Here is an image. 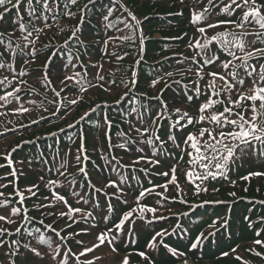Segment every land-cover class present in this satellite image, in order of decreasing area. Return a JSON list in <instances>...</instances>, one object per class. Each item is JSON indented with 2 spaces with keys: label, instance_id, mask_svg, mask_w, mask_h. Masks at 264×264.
I'll list each match as a JSON object with an SVG mask.
<instances>
[{
  "label": "rangeland",
  "instance_id": "rangeland-1",
  "mask_svg": "<svg viewBox=\"0 0 264 264\" xmlns=\"http://www.w3.org/2000/svg\"><path fill=\"white\" fill-rule=\"evenodd\" d=\"M134 1L143 3L142 0ZM164 2L162 4L165 6V11H176L177 16L166 15L164 18L155 16L161 9L157 8L144 17L137 15L131 7L128 9L125 7L126 11L123 10V13H127L128 17L131 15V19L135 17L137 26L135 30L129 27L120 35L121 38L129 37L126 40L131 42L130 45L123 44L121 38L114 36L116 31L106 30L103 33L100 32L101 37L95 34L87 38L85 44L80 45L81 54L74 55L75 64H72L69 58L63 62L62 58H66V55L59 52L65 46L55 47L54 44H60L70 29H80L84 23L91 24L86 20V10L73 12L66 18H63L62 11L57 18L48 22L53 24L52 26L46 27V23H43L39 27L43 29L39 34L48 37L41 40L48 46L42 48L44 55L39 60L32 61L40 52L29 55L33 49L29 46L28 48L19 46L17 49H23V51L15 59L10 58L8 62L0 60V63L5 65L0 68V81H3L0 83V96L14 92L16 88L20 89L18 93H14L18 100L11 96L7 101L0 100V205H3L0 206V216L10 217L14 221V223L0 221V228L7 229V232L0 235V241L4 242L0 245V264H11L10 253L16 247L13 242L21 246V253L25 251L23 248L25 244L48 253L44 259L33 258V264H58L65 254H67L68 264H73L71 258L78 264H84L86 260L95 261L94 264H122L125 259L128 264H156L144 257L119 256L112 251L107 242L93 252L80 256L78 260L76 257L85 248L98 243L96 238L102 230V221L105 222L104 228L109 229L108 232L106 231L107 238H113L119 230L130 231L137 224L144 222L156 224L157 230L155 229L153 234L165 233L163 235L165 237L170 232V223H177L176 227H179L182 223L204 221L203 218H199L201 214H213L211 205L220 206V204H205L210 206L208 211L203 212L208 209L202 208L204 204L193 208L188 207L191 206L192 201L217 198L221 191L228 193L240 186L238 182L245 176L240 178L241 176L235 175L223 180V175H228L226 173L230 167L236 165L243 167L239 156L235 159L237 161L230 163L224 169L223 174L218 173L214 166H210L211 170L218 175L210 182V186L205 185V181L195 178V175L192 177L186 175L189 171L203 168L199 164L190 163L188 153L192 149L189 144L184 146L181 144V150L174 158L166 155L161 157L148 146L149 135L146 134L156 129L162 131V126L159 123L156 126H151L149 123L148 127L140 124L137 116H132L128 111L127 105H130L132 101L135 104L138 101L143 105L147 101H156L162 109L169 107L175 112L179 109L180 113L186 112L190 117L198 118L200 104L211 95L208 84L212 77L208 73L223 74L225 70L220 67L221 62L231 59L227 51L220 48V53L215 54L218 59L212 64H205L200 56L204 53L197 55L200 50L189 47L190 44L195 45L197 41L203 43L204 40L212 38L214 36L212 33L221 28L207 29L204 34H201L190 22L193 13L204 11V5L199 6L194 3L186 5L178 1L177 5H171L170 0ZM204 2L205 5L208 4V1ZM8 7L11 8L10 5ZM26 8L27 6L22 4L20 9ZM68 12L70 11L66 14ZM184 13L187 14L185 17H183ZM176 18H183V20L173 21ZM205 19L209 23L207 15ZM157 20L163 23L158 25L166 26L163 29L160 26L155 27ZM7 25L8 29H15L18 36L23 35L17 24ZM203 25L204 22H202ZM222 28L225 29V27ZM131 32H134L142 41V45L133 43L135 39ZM11 37H15L13 41L16 39V36L11 35ZM154 42L159 43L160 47L154 49L150 55L151 48L148 44ZM17 43L19 41L15 40L12 45ZM49 58H51L50 62ZM193 60L197 62L193 63ZM46 62H49L47 70L44 69ZM197 70H200L203 79L197 75ZM21 72L24 75H21ZM45 76L47 79L44 78ZM65 76L74 78L62 84L61 81ZM216 82V85L220 87L222 82L219 80ZM81 83L85 90H81ZM140 83L146 84L151 92L137 89ZM244 85L249 84H243L242 87L237 85V87L242 89ZM197 86L200 88V95L195 93ZM175 89L182 90L183 95ZM152 92L165 94L160 93L161 96L156 99L152 97ZM232 93L234 96L231 99L236 100V91ZM222 95L212 96L214 100L224 99L225 104L215 105L214 109L208 110L209 114L213 110L223 111L227 106V96ZM188 97L192 99L189 100ZM168 99L175 104L168 103ZM72 100L77 102L72 104ZM21 105L28 111H17ZM119 106L124 112L119 110ZM180 113L176 112V117L181 120L180 125H183L180 128H183L182 132L186 137L189 133L198 137L202 127H214L207 121L188 123L187 119L180 118ZM136 129H140L141 132L144 129L148 131L141 136ZM64 130H69L70 136L61 139L58 134L65 132ZM156 134L153 133L154 141L153 138L150 141L156 143L155 136L158 137ZM105 146L107 147L103 149ZM51 151H55L54 160L51 158ZM59 153H62L61 157ZM100 153H103L105 157ZM107 159L109 165L116 166L118 173L123 174L122 183L115 175L116 170L112 172L108 168L105 172ZM153 161H159V163H150ZM119 163H123L128 169L119 168ZM172 168L176 169L175 183H169L173 176ZM80 169L84 171L81 172ZM73 173H78L79 181H84L87 188L86 198L79 199L71 195L70 192H73L71 184L77 180V177L72 179ZM162 173H168V175L165 176ZM234 173L235 171L230 170L229 174ZM97 179L101 184H98ZM109 182H114V186L106 187L105 185ZM242 187L246 191V185ZM29 188L33 189L35 195L27 191ZM149 189L151 191H148ZM141 192L145 193L143 197L140 196ZM53 193L62 195L67 203L56 200ZM247 194L244 192V196L251 197ZM96 195H101L106 200H102L103 205L99 207L96 202L88 200ZM250 200L246 199V201ZM42 204L48 207H39ZM109 206L112 208L111 211ZM69 207L80 211L73 212L71 218L59 215L61 212H67ZM13 208L19 209L20 213L12 215ZM149 208L155 211L150 212L147 210ZM133 209L135 211H132ZM128 212H132L131 217L125 221L121 229H117L115 225ZM104 215L105 219H102ZM109 215L112 217L110 218ZM17 228H20L19 232L16 231ZM231 232L237 233L236 230ZM180 233L185 236L186 230ZM211 235L209 236L213 237V233ZM154 236L155 240L152 242L154 247H149L148 244L145 255L148 258L149 252L156 253L163 238L156 234ZM41 237L44 238L43 243H40ZM227 239L229 240L228 237L223 240ZM79 241L83 244L78 243ZM260 241L261 244L250 241L238 244L235 249L210 263L264 264V238ZM53 249L59 250V255H56L55 259H52ZM166 252L173 258L174 264L204 262L179 254L171 247ZM29 255L31 256V253ZM69 255L72 257L70 258ZM96 257L100 259L97 260ZM17 264H19V258H17Z\"/></svg>",
  "mask_w": 264,
  "mask_h": 264
},
{
  "label": "trees",
  "instance_id": "trees-1",
  "mask_svg": "<svg viewBox=\"0 0 264 264\" xmlns=\"http://www.w3.org/2000/svg\"><path fill=\"white\" fill-rule=\"evenodd\" d=\"M143 3L139 4L135 2L134 0H95L94 3L89 4V0H77L75 4L71 3V0H48V5L51 11H45L42 7V5L35 4L34 0V7L36 8V13L34 15H29L28 11L21 10L19 12V17H22V19L18 18L17 10L8 8L10 11L5 14L4 21L0 22V32H3L4 35L0 37V40L3 42L0 43V60L8 62L10 58L15 59L18 54H20L22 51L17 49L21 46L24 47L25 44L28 43V41L34 40L35 43L28 44L29 48L35 49V54L39 53L32 61L39 60L43 55L42 48L48 46V44H43L42 39H47V35L39 34L36 32H33L31 36L28 37V40H25L24 37L27 35V31H22L23 35L18 36L17 31L15 32V29H8V25H18L20 27L21 24L25 26L27 30H31L33 27H40L41 24L46 23L47 26H52L53 24H49L48 22H51L55 18H57L63 11V18H66L70 16L69 14H72L73 12H84L86 15V20L92 25H88L84 23L83 27L79 29V31L76 33V36H73V31L70 29L69 33L64 36L63 41H61L60 44L55 43L54 46H65L64 49H62L59 53L65 54L66 58H62V61L64 62L66 59H71L72 64H75V57L74 55H80V45L85 44L87 38L90 36H100V32H105L106 30H114L116 31L114 33V36L121 38V34L125 32L129 27L135 30L137 28L135 21L131 19V15L129 17L127 16V13H123V10H125V7L128 9V7H131L134 12L137 15H143L144 17L148 16L151 13V10L161 8L158 13L155 14V16H160L164 18L166 15H174L177 16L176 11H165V6H163V2L167 0H142ZM180 2L183 4L187 3H194L195 5L199 6H205V8H208L209 11L205 14L207 15V18L210 22H217L214 20H235L239 21L240 17L242 15L240 9H235V6H233L234 11L230 10L229 12H222L221 10L225 7V5L231 4V0H213V5H205L204 1L208 0H170L171 5H177L176 2ZM15 2V0H13ZM150 3V4H149ZM165 3V2H164ZM22 4L27 5V0L22 2ZM167 4V3H166ZM257 5H264V0H256ZM85 5H88L87 8H84ZM163 7V8H162ZM204 8V7H202ZM27 9V8H26ZM111 10V11H109ZM4 11V6H0V12ZM67 11H70L66 14ZM126 11V10H125ZM123 13V14H122ZM108 16V20L104 19V16ZM187 15L184 13L183 17ZM102 18V19H99ZM76 19V18H75ZM156 19V18H155ZM183 20V18H176L173 21H180ZM72 21H74L72 19ZM125 23L129 25V27H125ZM163 24L159 23V20L156 21V25L160 26V28H164L166 25H158ZM98 26V28H97ZM153 27V29L155 28ZM97 28V32H96ZM100 30V31H99ZM152 30V29H151ZM228 30L240 32L245 31L248 33H258L262 32L264 30H261L258 25L253 24L252 26L246 27L243 30L235 29L234 26L228 25ZM225 29L222 27L212 33L214 36L219 33L223 32ZM96 32V33H95ZM99 32V33H98ZM121 32V33H120ZM11 33L12 36H16V39L11 37L9 35ZM133 35V38L135 41L134 44L139 43L142 45V41L136 37L134 32H131ZM10 36V37H9ZM213 36V37H214ZM210 39V38H209ZM15 40H18L19 43L16 45H12ZM245 42L252 41L253 45L258 48H264V36H256V35H248L244 37ZM67 41V43H65ZM125 45H130L131 42H128L126 39H122ZM5 45H8V50L5 51ZM211 45V46H210ZM77 46V48H75ZM135 46V45H133ZM148 46L151 48L149 51V54L151 55L154 52V49H157L159 46V43H149ZM220 48H222V45L220 42L213 40L209 44V50L207 52L208 56L215 55L220 53ZM226 51V50H225ZM232 51L237 52L238 55H242V53L239 52L238 49L232 48ZM58 53V54H59ZM202 58L205 56V53L200 55ZM230 57V56H229ZM234 63L239 64V61H234ZM250 64L254 65L257 68V71H259V64L264 63V58L260 60H250ZM13 66V64H12ZM239 72L241 76L244 79V85L241 91H247L252 86V78L247 77L244 75L243 69H239ZM132 82V80L130 81ZM217 83V82H216ZM133 86V85H132ZM217 88H220L219 85H216ZM146 90V92H151L150 89H147V85L144 83H140L137 87V89ZM176 92H178L180 95H183V91L180 89H175ZM145 92V91H144ZM153 93V92H152ZM164 95L162 92L159 93H153L152 97L156 98ZM139 96V95H137ZM234 96V94H231V97ZM223 97V95H222ZM165 98V97H164ZM168 103H174L171 99H168ZM175 104V103H174ZM128 106V111L132 114V116L136 117L140 120V124H145L147 127L149 126V123L151 126L158 124L162 126V131L156 130L152 132H148L146 135L148 136L147 141L149 143L150 139L153 138L154 141V135L153 133L158 134V139L160 140V143L157 141V136H155L156 143L151 141V143L148 144L150 148H152L156 154L163 157L164 155L175 157L176 153L180 152L181 150V144L184 146L186 145L184 143L186 139V135L184 132H182V129L180 128V122L181 120L176 117V112L169 107L166 109H162L160 104L156 101L149 102L147 101L144 105L140 102L132 101V103ZM160 107V108H159ZM247 108V104L244 108H241L242 112H245ZM135 109V110H133ZM119 110L121 112H124L121 110V106H119ZM247 115H251L250 112L247 113ZM177 121H179V124H177ZM148 122V123H147ZM183 125V124H182ZM58 134L61 139L65 138L66 136H70V131ZM156 134V135H157ZM146 136V137H147ZM172 137V139H170ZM71 138V137H70ZM207 139V137H205ZM60 140V139H59ZM146 140V138H145ZM39 141V140H36ZM40 142V141H39ZM38 142V143H39ZM143 143H141L142 145ZM107 146L103 147L105 149ZM259 150V145H257V152ZM61 157L62 153H59ZM102 154L104 157L105 155ZM51 158L53 160L55 159V151H51ZM239 158V157H238ZM241 158V157H240ZM37 159V158H36ZM240 164L243 166L242 168L239 166L230 167L226 174L223 175V180L230 178L232 176H243L248 177L247 179L243 178L241 181L238 182L240 184L239 187H235V191L231 192H222L218 193L219 197L217 198H207L202 199L199 201H192L191 206H188L190 208L196 207L197 205H202V208H208L210 205L205 204H220L219 207H215L214 205H211L212 213H205L201 214L199 218H203L204 221L200 222H192V223H182L179 227L177 226V223H170L171 227L169 229V233L166 234L165 237H163L159 243V249H157L156 253L149 252V258H146V260L150 261L152 260L156 264H163V263H170L174 264L173 258H171L166 250L168 248H172L175 252L179 254H183L185 256H188L189 258L193 260H200L204 261L202 264H209L210 262H214L219 258L220 256H224L231 250L235 249L238 244L245 243V242H255L257 239L262 240L264 238V175H249L253 172H260L264 173V157H259L256 152L250 151L248 155L244 156L243 158L239 159ZM237 161V160H235ZM39 162V160H38ZM120 167H126L123 163H119ZM156 165V164H155ZM112 166V165H110ZM125 169H128L126 167ZM108 170V169H107ZM116 170V166H112V172ZM230 170L232 172L235 171L234 174L230 175ZM115 172L118 177V180L120 182H123V174L118 173L119 170H116ZM201 172V173H200ZM213 173H216L215 171H212ZM92 173V172H90ZM193 173H195V178L197 177L199 180L205 181V185L210 186V182L216 178L218 174L215 175V178L212 176H207L205 179H200L202 175L205 174L204 168L194 169ZM74 177H77V180L71 184L73 187V191L75 195H77L78 190H86V185L83 180L79 181L80 176L78 177V173H73L72 179ZM95 177H97L95 175ZM213 178V179H212ZM239 178V179H240ZM238 179V180H239ZM237 180V181H238ZM98 184H101L100 180L97 179ZM201 183V181H199ZM246 185V188L244 191L243 185ZM244 192L248 193V196H244ZM72 194V192H71ZM96 200V205L99 207L100 205H103V201H106L105 198L101 195L94 196ZM255 198H259V200H255ZM246 199L252 201H246ZM103 200V201H102ZM105 206V205H104ZM101 209V208H100ZM203 210V212L208 211ZM146 212V210H145ZM105 216V215H104ZM111 218L112 216L109 215ZM107 218V216H106ZM102 221V220H101ZM218 223H220L218 225ZM102 230L100 233L108 232L109 229H105V222L102 221ZM180 224V223H179ZM155 229L157 230V225L154 223L144 222L142 224H137L132 231H127L125 229L124 231L119 230L117 233L114 234V236L118 235V238L116 240H112V238H107L106 242L112 241L111 244H109L110 248L112 249L115 247L116 251L115 253L119 256H128L130 258L134 257H141L139 253H144L146 255L148 250V244L149 242H153V237H155L153 234ZM236 230L237 233H233L230 231ZM186 230L185 236L184 234L180 233L182 231ZM261 230V231H260ZM213 231V232H211ZM213 233V237L211 234ZM233 233V234H229ZM173 234V235H172ZM210 235V236H209ZM216 236V237H215ZM127 237H129L127 239ZM229 238L226 241L223 239ZM199 240V243L197 244L196 248H192V244L196 243ZM170 246V247H169ZM70 256V255H69ZM72 256H70L71 258ZM118 258V256H115ZM143 258V257H141ZM67 255H64L62 260H66ZM73 264H78L77 262H74ZM95 261H93V264ZM211 264V263H210Z\"/></svg>",
  "mask_w": 264,
  "mask_h": 264
},
{
  "label": "snow or ice",
  "instance_id": "snow-or-ice-1",
  "mask_svg": "<svg viewBox=\"0 0 264 264\" xmlns=\"http://www.w3.org/2000/svg\"><path fill=\"white\" fill-rule=\"evenodd\" d=\"M76 2L77 0H71L72 4H75ZM92 3H94V0H89V4ZM208 3L209 5H213V0H208ZM35 4L42 5L45 11H51L48 5V0H35ZM8 5H10L12 9H16L18 18L22 19V17H19L22 0H15V2H13V0H0V6H4V11L0 12V22L4 21L5 14L10 11V9L7 7ZM27 5L28 7L27 9H25V11H28L29 15H34L36 13L34 0H27ZM233 6H235V9H240L242 13L238 22L235 20H220L215 23H207L205 14L209 11L208 8H205L203 12L193 13L190 21L193 25L196 26L197 31L201 34H204L207 29L225 27V31L217 33L210 39L204 40L203 43L197 41L195 45H189V47H196L200 50L199 52H197V55H200L201 52L205 53V56L203 57L205 64H212L216 61V59H218V57H216L214 54L211 56L207 55L209 44L213 40L220 42V44L222 45V50H226L228 56L231 57V59L225 62H221L220 64V67L225 70L223 74L219 72L208 73V75L212 77L208 84L211 95L205 102L200 104L198 108V118L190 117L186 112L180 113V110L176 109V112L180 113V118L187 119L188 123H203L207 121L209 124L214 126L212 128L202 127L200 129L198 137L189 133L184 141V143L189 144V147L192 149V151L188 153V156L190 157V163H192L193 165L199 164L205 169V174L202 175L200 179H205L207 178V176H212L213 178H215L216 173L212 172L210 166H214L218 173L223 174L224 169L227 168L230 163H234L236 157L239 156L243 158L244 156L248 155L250 151L256 152L259 157H264V63L259 64V71H257V68L254 65L249 63L250 60L258 61L264 58V48L255 47L252 41L245 42L244 40V37L248 35L264 36V31L258 33H248L245 31L235 32L230 31L227 28L228 25H232L235 29L243 30L246 27L255 24L258 25L261 30H264V5H257L256 0H231V4L225 5V7L221 11H234ZM87 7L88 5L84 6V8ZM104 19L108 20V16H104ZM132 19L135 20V17H132ZM202 22H204L203 26ZM45 26L47 27V25ZM125 27H129V25L125 23ZM20 29L21 31H27V35L24 37L25 40H28V37L31 36L33 32L39 33L43 31V29L38 27H33L31 30H27L23 24L20 25ZM78 31L79 28L75 29L73 31V36H76V33ZM3 35L4 33L0 32V37H2ZM9 35H11V33H9ZM128 38L129 37H123L121 39ZM2 42L3 41L0 40V43ZM34 43V40L28 41V43L24 45V48H28V44L34 45ZM65 43H67V41ZM105 43H107V41ZM232 48L238 49L239 52L242 53V55H238L237 52L232 51ZM7 50L8 45H5V51ZM21 51H23V49H21ZM34 54L35 49H32L29 55ZM50 61L51 58H49V62ZM234 61H239L240 63L236 64L234 63ZM49 62L45 63V70H47ZM196 62V60H193V63ZM3 67H5V65L0 63V68ZM241 68L244 71V75L252 78V86L247 91L240 90V87H242L245 82L239 72V69ZM20 74L24 75L23 72H21ZM169 75H171V73H169ZM197 75L201 79H203L200 70H197ZM44 78L47 79V76H45ZM73 78V76H65L64 80H62L61 83L64 84L66 81H70ZM100 79L103 78L100 77ZM5 80H7V77H5ZM217 80L222 82L219 90L216 86ZM0 83H3V81H0ZM237 85H239L240 87H237ZM81 90H85L83 83H81ZM19 91L20 89L16 88L14 92H9L4 96H0V100L7 101L8 97L10 96L18 100L19 98L16 97L14 93H18ZM61 91H63V89H61ZM233 91H236L237 93L236 100L231 99V94ZM195 93L196 95H200V88L198 86L195 87ZM222 94H225L227 96V106L224 107L223 111L213 110L209 114L208 110L214 109L215 105L225 104L224 99H212V96L220 97ZM56 95H59V93H56ZM156 99H159V97H156ZM188 99L191 100L192 97H188ZM76 102V100L71 101L72 104H75ZM246 104V111H239V109L244 108ZM17 111L27 112L28 109L24 108L21 105V107L17 109ZM248 112L251 113L250 116L247 115ZM177 124H179V121H177ZM136 131L139 132L141 136H143L144 133L148 131V129H144L143 132H141L140 129H136ZM205 137H207V139H205ZM170 139H172V137H170ZM149 143H151V141H149ZM257 145H259L258 152ZM122 146L123 145H121V147ZM150 163H159V161H153ZM80 171L83 172L84 170L80 169ZM171 172L173 173V176L169 183H175L176 169L172 168ZM12 174L15 175V173ZM162 175L167 176L168 173H162ZM186 175L192 177L195 175V173L189 171ZM249 175H264V173L253 172ZM244 178L247 179L248 177ZM105 186H114V182H109V184ZM164 187L166 188L167 186L165 185ZM27 191L35 195L32 188L27 189ZM148 191H151V189H149ZM144 194V192H141L140 196L143 197ZM53 196L56 200L64 201L65 204L67 203L62 195L53 193ZM39 207H48V205L42 204ZM111 210L112 208L111 206H109V211ZM147 210L150 212L155 211L151 208ZM79 211V209H72L69 207L67 212H61L59 215L68 216L69 218H71L73 212ZM132 211H135V209H133ZM141 211H144V209H141ZM19 213V209H12V215H17ZM131 215L132 212L125 213L119 220V222L115 225V227L117 229H121L125 221L129 220ZM24 218L27 219V217ZM160 219H164V217H160ZM0 221H5L6 223H14V221L10 217L5 216H0ZM16 231L19 232L20 228H17ZM130 231L132 230L130 229ZM5 232H7V229L0 228V235H3ZM57 235H59V233H57ZM163 235H165V233H156V236H159L161 238L163 237ZM117 238L118 235L113 236L112 240L114 241ZM96 239L98 243H95L92 247H87L84 249V251H81L76 257L77 260L80 256H85L86 253H91L95 249H98L102 245H104L107 240V233H100ZM153 240H155V237H153ZM43 242L44 238L41 237L40 243ZM13 243L16 244V247L15 250L10 253V256L12 257L11 264H17V258H19V264H33V258L38 257L40 259H44L48 255V253L46 252H41L36 248H33L30 244L23 245L25 251L24 253H21V246L17 242ZM78 243L83 244L82 241H79ZM108 243L111 244L112 241H108ZM198 243L199 240L196 243H193L192 248H196ZM255 243L261 244L262 242L257 239ZM3 244L4 242L0 241V245ZM149 247H154V244L151 241L149 242ZM112 251H116L115 247L112 248ZM29 253H31V256L29 255ZM53 253L54 255L52 256V259H55L56 255H59V250L53 249ZM139 255L141 257L148 258L144 253H139ZM257 255H259V253H257ZM96 259L99 260L100 257H96ZM58 264H68V261L60 260ZM84 264H93V261L86 260ZM122 264H128L127 259H125Z\"/></svg>",
  "mask_w": 264,
  "mask_h": 264
}]
</instances>
